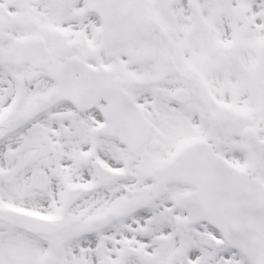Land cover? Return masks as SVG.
Segmentation results:
<instances>
[{
	"label": "snow or ice",
	"instance_id": "obj_1",
	"mask_svg": "<svg viewBox=\"0 0 264 264\" xmlns=\"http://www.w3.org/2000/svg\"><path fill=\"white\" fill-rule=\"evenodd\" d=\"M0 264H264V0H0Z\"/></svg>",
	"mask_w": 264,
	"mask_h": 264
}]
</instances>
